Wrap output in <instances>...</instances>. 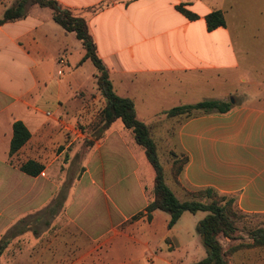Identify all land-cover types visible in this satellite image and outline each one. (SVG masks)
<instances>
[{
    "label": "crops",
    "instance_id": "crops-1",
    "mask_svg": "<svg viewBox=\"0 0 264 264\" xmlns=\"http://www.w3.org/2000/svg\"><path fill=\"white\" fill-rule=\"evenodd\" d=\"M55 1L86 20L114 93L133 102L138 121L153 119L150 127L144 125L157 156L172 157L171 169L174 160L185 159L171 179L161 165L174 196L184 199L190 190L211 189L234 197L233 207L242 214L264 215V2L259 10H249L246 0H223L219 8L206 0ZM15 2L0 0V20ZM176 7L196 19H187ZM216 10L222 12L225 26L209 32L205 16ZM72 38L73 33L53 21L51 10L35 5L24 18L0 25V240H8L6 251L25 233L36 241L8 264H183L182 256L195 239L193 229L207 213L189 219L197 213L185 212L170 229L168 215L155 219L158 211L150 221L146 216L132 220L151 195L140 189L136 210L125 214L117 208L115 217L107 210V219H87L79 204H70L73 185L68 194H58L62 188L54 167L69 146L88 141V162L96 163L93 172L84 167L77 184L87 179L95 186L98 180L109 182L113 190L118 181L113 171L107 174L104 161L117 157L123 147L129 151V141L134 142L122 124L115 127L118 121L101 129L105 101L96 88L97 71L83 59L80 41L75 38L77 43L69 46ZM57 66L69 72L49 95L45 82L54 81L51 73ZM49 99L54 107L44 111L39 103ZM203 101L229 103L230 112L166 115L175 107ZM165 121L178 127L171 148L152 138L165 129ZM16 122L30 137L10 154ZM29 161L42 167L38 176L20 170ZM74 206L76 216L71 217ZM60 210L62 219H56ZM42 212L46 219H38ZM180 224L188 228L186 235L177 232ZM155 239L165 244L167 258L145 246V240Z\"/></svg>",
    "mask_w": 264,
    "mask_h": 264
},
{
    "label": "rangeland",
    "instance_id": "rangeland-1",
    "mask_svg": "<svg viewBox=\"0 0 264 264\" xmlns=\"http://www.w3.org/2000/svg\"><path fill=\"white\" fill-rule=\"evenodd\" d=\"M207 4L213 6L214 8H219L217 6L219 2L223 0H206ZM228 1L229 0H225ZM244 0H237V2L242 3ZM248 1V5L245 4V8H249V10H259L262 7V2L264 0H246ZM77 43L75 38L69 42V46L72 48ZM57 70H60L62 75L57 74ZM67 72H69L68 68H63L57 66L52 72L53 82H45L47 86V91L49 95H52V91H55L57 80L64 79L67 76ZM43 89V88H42ZM42 93V90H40ZM63 93V91H62ZM40 101V100H39ZM40 108L44 111L52 110L54 107L53 100L49 99L48 102H40ZM143 120L144 124L147 126H151L154 122L153 119H150V116L140 117ZM164 123L165 129H160L155 134H153L152 138L155 140H161L165 146L173 147L176 143V132H177V123L176 122H168V129L170 132H166L167 129V121ZM121 122L118 121L115 124V127H120ZM88 131V129H87ZM89 132V131H88ZM128 135H131L130 132L126 131ZM164 144L162 146H164ZM134 148V151L132 149ZM129 151L123 149L118 150L117 157L111 159H105V170L109 175L111 171H113L115 180L118 181V186L113 190L110 189V184L107 182L103 184L101 181L96 180L95 186H90L87 179H85L80 185L77 184V179L80 177L83 172L84 167L89 168L91 172L95 171L96 163L93 160L91 163L88 162V153L86 149H89L88 141H81L72 144L69 146L67 152L60 157L55 164V180L56 184L62 188L61 192L58 194L66 195L69 192V185H73L70 192V204L80 205L82 208V217L87 219H107V210H110L114 213L113 217H115V212L118 210H123L125 214L136 210V208L141 204V196L140 189H147L151 191L154 179V173L150 165L148 164L143 151L134 143L130 142L128 144ZM158 158L162 166H164L168 175H170V179L173 176L174 168L171 169V158L168 159L162 158V156L158 152ZM179 167L182 159L178 160ZM173 166V165H172ZM117 167V168H116ZM175 167V168H176ZM172 171V173H171ZM170 172V174H169ZM172 175V176H171ZM149 193L145 195L147 197ZM176 197L180 201H200L203 203H209L213 199L220 200V197L213 196L208 197L203 190H190L188 192L183 193L182 199L178 194ZM126 198L129 200L127 203ZM77 201V202H76ZM129 205L128 208L122 207L124 205ZM135 206H132V205ZM75 205V206H76ZM70 208V216H76V207ZM132 206V207H131ZM168 214L164 212L158 211L155 219H163L167 217ZM63 212L57 211L55 214L56 219H62ZM135 218H130L132 220L140 219L145 216L143 211L135 213ZM188 217L190 214H187ZM202 216H205L204 213H197L196 218L189 219H200ZM38 219H46L45 214L42 212L39 214ZM144 219H147L146 217ZM231 219L233 220L235 233L233 238L228 240L221 236L218 237L219 242L224 251L225 259L228 264H264V247L256 246L253 244V240L251 239V233L260 228H264V215H247L242 214L238 211L232 212ZM42 226H39V230ZM195 231L192 246L183 256V264H193L204 256H206V248L201 242L200 237ZM188 228L182 227L181 224L177 228V232L182 235H186L188 232ZM159 232V229H158ZM12 241L13 248H10L9 251H4L0 256V264H8L9 261L16 258V255L19 253H24L30 247L34 246L36 241L32 239V236L29 233H25L22 238ZM145 246L151 248L154 252H156L157 257L167 258L168 253L164 250L165 244L158 240L144 241ZM167 245H171V249H173L172 243L170 240L166 242ZM183 253V252H182ZM152 261H155V258H151Z\"/></svg>",
    "mask_w": 264,
    "mask_h": 264
},
{
    "label": "trees",
    "instance_id": "trees-1",
    "mask_svg": "<svg viewBox=\"0 0 264 264\" xmlns=\"http://www.w3.org/2000/svg\"><path fill=\"white\" fill-rule=\"evenodd\" d=\"M34 5L52 11L53 21L65 32L75 35V38L81 42L85 50L83 59L89 60L96 69V88L105 101L104 109L100 115L101 129L106 130L116 121H120L123 128L132 134L135 144L143 150L145 158L154 173L151 195L147 206L143 210L147 220L150 221L151 214L154 211L164 212L169 216L167 228L170 229L185 212L190 214H196L197 212L207 213L196 226V233L206 248V256L201 261L193 264H228L218 237L221 236L228 240L233 238L235 227L231 215L232 212L237 211L233 207L235 198L219 195L211 189H205L203 191L208 197L218 196L220 200L213 199L209 203L179 201L165 183L164 171L157 156L156 146L150 138L148 128L136 119L133 102L129 99L118 97L112 90L106 69L98 56L94 40L88 31L86 20L73 16L69 10L61 8L55 0H16L15 4L4 12L0 25L24 18L27 8ZM176 9L187 19H196L195 15L181 7H176ZM205 23L209 32L224 27L225 21L222 12L216 10L209 13L205 16ZM230 109L231 105L229 103L203 101L195 105L175 107L166 112V115L170 118L181 115L189 118L198 114L211 113L224 115L229 113ZM29 137L30 135L22 123H14L10 154L16 153L28 141ZM178 160L173 162V173L176 176L185 163V159H182L180 166L176 167ZM20 170L34 177L41 173L42 167L35 162L29 161ZM131 218H135V216ZM251 239L254 245L264 247V228L254 230L251 233ZM7 245L8 240H0V256Z\"/></svg>",
    "mask_w": 264,
    "mask_h": 264
}]
</instances>
